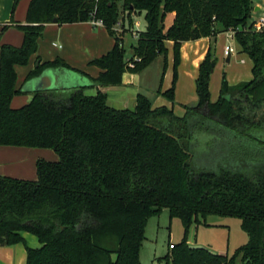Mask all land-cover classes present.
Segmentation results:
<instances>
[{
    "label": "trees",
    "instance_id": "trees-1",
    "mask_svg": "<svg viewBox=\"0 0 264 264\" xmlns=\"http://www.w3.org/2000/svg\"><path fill=\"white\" fill-rule=\"evenodd\" d=\"M120 1L129 22L145 12L132 68L113 29L124 22ZM258 1L31 0L26 23L17 24L23 44L0 49V145L50 148L59 159L39 158L36 180L0 175V246L24 242L22 232L28 231L40 246H27V264H142L147 222L167 208L182 220L185 234L160 259L164 264H264V151L246 147L235 153L231 147L217 168L198 170L190 148L197 120L216 121L264 144V31H255L252 20ZM96 6L115 44L90 61L100 69L94 86L121 85L125 72L140 73L166 54L167 41L178 52L186 41H215L229 30L253 62V79L233 87L224 79L219 99L211 102L208 53L196 79L198 102L184 116L165 105L154 107L144 93L133 108H116L107 93L88 95L83 87L37 90L28 103L12 106L22 92L16 66L37 53L46 24L55 18L59 24L89 21ZM56 67L71 68L58 57L40 63L26 80ZM163 95L173 101L174 88ZM255 129L263 135H252ZM213 214L242 219L248 240L230 256L188 243L190 227L210 225Z\"/></svg>",
    "mask_w": 264,
    "mask_h": 264
},
{
    "label": "rangeland",
    "instance_id": "rangeland-1",
    "mask_svg": "<svg viewBox=\"0 0 264 264\" xmlns=\"http://www.w3.org/2000/svg\"><path fill=\"white\" fill-rule=\"evenodd\" d=\"M30 2L31 0H19L18 2L15 0H0V49L3 44L15 47L23 44L24 33L17 24L26 23ZM258 2L262 3L263 9L254 10L252 20L264 13V0ZM118 5L120 19L124 18L123 27L126 31L123 47L126 50V56L131 57L134 54L133 46L136 45L138 39L132 37L130 32L134 28L140 31L146 28L145 12L137 13L134 15L132 22H129L126 18L129 12L123 9L121 1ZM169 23L170 16L166 19V24ZM99 29L104 30L109 39L112 40V49L115 44L114 37L105 26H100ZM54 43L63 44L61 39L58 38L57 31L49 28L44 30L37 53L31 56L28 64L16 66L18 89H20L28 74L35 69L39 56L43 62L50 61L51 59H48L50 54H58L56 52L62 50L61 48H54ZM226 45L234 47L229 62L227 61L228 55L225 54ZM166 48L167 53L159 54L138 76L126 73L123 75V80L127 82V80L133 78V87L138 85L140 93L149 96L154 106L168 105L178 116H184L187 107L198 102L195 80L197 67H195L194 60L196 54L200 51H205V57L209 53L212 64H215L209 85L211 102H216L219 99L224 79L231 87L253 79V62L251 58L241 51L236 38L230 37L228 32L218 34L217 39L211 43L206 40L199 43L192 42L184 46L182 44L178 52L170 42H166ZM40 57L39 59H41ZM56 58L58 56L55 55L54 59ZM172 87L174 88L173 101L163 95V92ZM14 98L22 102L23 105L27 99V94L21 92L16 94ZM131 108H133V105ZM254 131L255 133L251 132L252 135H257L258 132L262 134L258 129ZM190 132L192 134L190 148L194 153L192 165L198 170L217 168V163L222 164L223 159L227 158L224 153H227L231 147H235L232 149L235 153L243 151L246 147L249 148V151H264V144L261 142L259 143L245 134L240 135L237 131L225 128L216 121L205 120L202 122L197 120L195 124H192ZM34 149L37 151L38 159L45 158L52 161L59 159L58 154L53 149ZM207 222L210 225L194 224L190 227L187 236L190 246L202 245L208 250L230 256L248 240L247 234L242 229V219L239 217L213 214L208 216ZM184 234L185 229L182 220L178 217H171L169 209L164 208L159 214L151 216L147 222L145 240L140 249L141 263L164 264L165 261L160 259L172 252L171 244L179 245L182 242ZM22 235L24 237L22 244H24L26 252L27 246L32 248L38 246L39 238L37 235L28 231L22 232ZM25 264H27V254Z\"/></svg>",
    "mask_w": 264,
    "mask_h": 264
},
{
    "label": "crops",
    "instance_id": "crops-1",
    "mask_svg": "<svg viewBox=\"0 0 264 264\" xmlns=\"http://www.w3.org/2000/svg\"><path fill=\"white\" fill-rule=\"evenodd\" d=\"M258 3L259 2H257V5ZM259 6V10H262V3ZM169 16V24H171L174 15L170 14ZM45 27V30L48 28L50 30H56L58 33V38L63 42V44H53L54 48H61L62 50L56 52L58 54H50L48 59L54 60V57L56 55L59 58L64 59L71 68H47L40 74L42 75L45 71L52 69L57 75H60L63 81L59 84V87L55 88H42L39 79L40 75L29 80L25 79L22 83V86L20 87L22 93L27 94V99L25 100V103H23V105L28 103L32 99V94L37 90H71L83 87L85 88V93L88 95L96 94L98 89L107 93L108 103L113 107L122 109L130 108L132 105L134 106L136 97L140 93V89L138 85L137 87H133V78L127 80V82H124L123 80L122 84L119 86H94L93 79L99 75L100 69L97 66L91 65L90 61L106 53L111 49L113 45L112 40L109 39L107 33L104 30L99 29V27L93 26L90 21L64 24L52 22L46 24ZM206 40L210 43L212 42L210 38L205 37L194 41H186L183 43V46L192 42L199 43ZM167 42L173 44L172 41ZM204 57L205 51H200L196 54L194 60L195 67H197L196 79L199 73L201 61L204 60ZM229 57L231 60V56H228V58ZM38 61H40V63L43 62L42 58ZM126 73L132 74L133 76H138L139 74L130 71H127L124 74ZM21 103L22 102L16 100L15 98H13L12 100V106L14 107H20V105H22ZM37 157V151L34 148L0 145V175L11 176L20 179L36 180ZM39 246L40 242L37 247ZM26 254V249L24 248V244L22 243H17L10 246H0V264H25Z\"/></svg>",
    "mask_w": 264,
    "mask_h": 264
},
{
    "label": "built area",
    "instance_id": "built-area-1",
    "mask_svg": "<svg viewBox=\"0 0 264 264\" xmlns=\"http://www.w3.org/2000/svg\"><path fill=\"white\" fill-rule=\"evenodd\" d=\"M98 1V0H96ZM260 5V3H258V6ZM96 10H97V6L95 7L94 11H93V14H92V17L91 19L89 20L93 26L95 27H100V26H105V22L102 18L100 17H97L96 16ZM136 27V26H135ZM125 27H123V23L122 21H118L116 23V26H113V29L115 30L116 32V36L120 37V44L123 46V39H124V34H125ZM253 29L255 31H264V13L261 14L258 18H255L253 19ZM140 30L134 28L132 29V31L130 32V35L132 37H134L135 39H138L139 36H140ZM228 34L230 37H235V31L233 30H229L228 31ZM234 52V47L230 46V45H226L225 46V54L228 55V56H231L232 53ZM135 60H139V58L137 57H134V59H132V57L130 56H126V61H127V66L132 68L135 66V63L134 61ZM174 245L171 244L170 247H173Z\"/></svg>",
    "mask_w": 264,
    "mask_h": 264
},
{
    "label": "water",
    "instance_id": "water-1",
    "mask_svg": "<svg viewBox=\"0 0 264 264\" xmlns=\"http://www.w3.org/2000/svg\"><path fill=\"white\" fill-rule=\"evenodd\" d=\"M260 9V6L255 7V11H258ZM54 23H57V19H54ZM227 61H230V57L227 58ZM40 64V61L37 62L36 66ZM215 64L213 63V66ZM40 84L42 85V88L48 87V88H55L59 87V84L63 81L60 75H57L52 69L45 71L42 75L39 77ZM36 86V85H35ZM38 88V87H37ZM194 249H205L202 245H192L190 246ZM212 254H216V252L209 250Z\"/></svg>",
    "mask_w": 264,
    "mask_h": 264
}]
</instances>
